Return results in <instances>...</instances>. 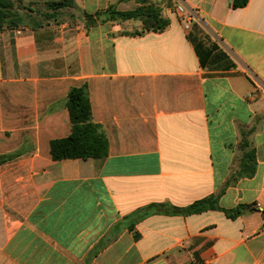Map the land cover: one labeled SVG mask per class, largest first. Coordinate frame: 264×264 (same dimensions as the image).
I'll return each instance as SVG.
<instances>
[{
  "label": "crops",
  "instance_id": "obj_1",
  "mask_svg": "<svg viewBox=\"0 0 264 264\" xmlns=\"http://www.w3.org/2000/svg\"><path fill=\"white\" fill-rule=\"evenodd\" d=\"M75 1L74 23L0 31V155H15L0 164V264H264V0H151L170 23L143 33L139 19L83 18L134 0ZM195 23L227 58L202 66ZM84 83L108 155L54 160L68 92ZM219 193L222 209L129 228L152 203Z\"/></svg>",
  "mask_w": 264,
  "mask_h": 264
},
{
  "label": "trees",
  "instance_id": "obj_2",
  "mask_svg": "<svg viewBox=\"0 0 264 264\" xmlns=\"http://www.w3.org/2000/svg\"><path fill=\"white\" fill-rule=\"evenodd\" d=\"M21 0H0V31L4 29H15L21 26H30L32 28L43 27L52 23H59L65 20H71L73 23L78 18L75 13V0H50L47 1L45 10H36L27 7L20 11L16 2ZM122 1V0H121ZM137 6L134 9L118 10L114 4L109 5L105 10L97 11L95 14L84 13L83 18L87 25H93L97 21H119L129 19H139L142 22L141 30L135 33L147 31L160 32L166 29L170 23L162 9L151 0H134ZM249 0H233L234 8L243 7ZM193 32L188 37L195 46L196 52L200 58L202 66L213 63L218 59L227 58L225 52L218 51L217 43L208 44V37L203 34L202 28L195 23ZM232 65H228L230 67ZM68 108L71 132L66 137L55 138L50 142V153L54 160L71 158H105L109 152V139L103 126L93 119L92 107L89 97L88 84L72 86L65 100ZM244 146L249 143L244 139ZM13 154L0 155V164L13 158ZM249 160L256 163V156L251 150L243 157V162ZM249 165L252 174L255 171V165ZM251 175V174H250ZM218 195H209L194 201L187 207H178L169 203H152L135 211L127 217L132 219L129 226L134 230L136 222L151 214H193L201 213L211 209H222L218 204ZM241 206L233 209H223L228 215L235 217L241 212ZM136 238L138 237L137 232Z\"/></svg>",
  "mask_w": 264,
  "mask_h": 264
},
{
  "label": "built area",
  "instance_id": "obj_3",
  "mask_svg": "<svg viewBox=\"0 0 264 264\" xmlns=\"http://www.w3.org/2000/svg\"><path fill=\"white\" fill-rule=\"evenodd\" d=\"M177 13L186 29H190L195 19V12L188 9L187 6L182 3L177 6ZM250 96L253 97L254 94ZM191 264H213V261L211 259H204L202 261H194Z\"/></svg>",
  "mask_w": 264,
  "mask_h": 264
},
{
  "label": "rangeland",
  "instance_id": "obj_4",
  "mask_svg": "<svg viewBox=\"0 0 264 264\" xmlns=\"http://www.w3.org/2000/svg\"><path fill=\"white\" fill-rule=\"evenodd\" d=\"M50 0H21L20 2L17 1L16 4L20 7V11H23L27 7H31L36 10H45L46 9V2ZM132 23H138V19L131 20Z\"/></svg>",
  "mask_w": 264,
  "mask_h": 264
}]
</instances>
